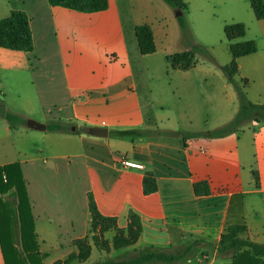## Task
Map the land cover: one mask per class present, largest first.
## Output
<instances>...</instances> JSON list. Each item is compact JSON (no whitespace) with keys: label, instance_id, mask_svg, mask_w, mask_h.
I'll list each match as a JSON object with an SVG mask.
<instances>
[{"label":"crops","instance_id":"1","mask_svg":"<svg viewBox=\"0 0 264 264\" xmlns=\"http://www.w3.org/2000/svg\"><path fill=\"white\" fill-rule=\"evenodd\" d=\"M44 1L34 11L20 10L29 19L33 50L24 53L0 48V97L4 75L29 73L35 60L49 72L44 87L53 98L50 107L42 104V109L69 129L28 128L30 119L6 105L5 115H19L25 124L11 130L5 116L0 118V167L19 166L38 251L43 256L41 264L48 253L40 250L39 241L44 244L51 236L63 261L75 251L72 241L89 235V193L99 213L114 218L118 229L126 230L130 215L139 218L137 241L111 251L110 255L120 257L117 261L150 250L177 258L157 264H232L231 252H220L219 242L227 225L241 223L247 229L244 237L263 245L264 131L257 136L253 130L247 140L228 138L230 135L216 138L221 142L213 146L201 141L211 130L185 135L166 129L165 122L154 117L153 102L142 104L137 92L130 38L119 0H108L107 10L97 13L52 7ZM133 10L131 20H137L129 27L133 41L134 28L149 23L157 49L163 30L145 17L144 11ZM56 73L63 83L62 94L54 90L52 76ZM146 113L151 115L149 120ZM91 128L106 129L107 136L90 135ZM127 129L146 135L128 138L109 134ZM37 146L40 148L35 149ZM124 161L143 168L125 167ZM253 171L259 176L258 187ZM147 174L154 177L157 190L144 195ZM200 181L208 182L209 195H194L193 184ZM12 192L4 198L14 201ZM113 236L114 232L108 231L103 238L110 242ZM96 251L100 257L104 253Z\"/></svg>","mask_w":264,"mask_h":264},{"label":"rangeland","instance_id":"2","mask_svg":"<svg viewBox=\"0 0 264 264\" xmlns=\"http://www.w3.org/2000/svg\"><path fill=\"white\" fill-rule=\"evenodd\" d=\"M44 2L0 0V19L8 17L12 10L34 11ZM183 2L186 9L178 19L176 14L180 12H176L162 0H119L121 19L127 39L130 38L129 51L137 92L142 104L153 102L154 117L164 121L166 129L171 127L185 135L207 130L213 132L214 129L221 128V125L231 122L237 113L239 102L234 82L251 103L264 105V20L255 19L250 8V0H183ZM132 9L134 13L144 11V16L163 30L162 39L161 41L157 39V49L151 55H140L136 49V41H133L134 37L130 32L132 22L137 21L131 20ZM237 22L245 26V36L229 42L225 38L224 27ZM147 25L150 26L149 23ZM244 41H253L257 52L237 60L239 69L234 82H230L222 71V67L231 60L229 45ZM185 50L194 51L195 66L188 71L173 70L165 56ZM32 63L29 73L20 76L14 73L4 75V92L0 99L4 107L6 105L9 110L24 113L30 120L55 123L42 109V104L50 107L53 99L44 87L49 72L37 65L35 60ZM52 77L55 79V92L62 94L63 83L60 76L56 73ZM145 117L149 120L151 115L146 113ZM251 125L254 126L251 122L242 124L228 138L241 137L247 140L254 131L257 136L263 135V120L255 125L254 129ZM201 141L204 145L213 146L221 142L210 135L201 138ZM13 235L14 245L18 246L14 229ZM103 240L105 239L102 237L99 242L101 248H104L101 244ZM39 245L40 250L48 253L43 260L44 264L61 259L62 251L56 249L57 244L51 236H48L44 244L39 241ZM112 250V248L108 251L103 250L104 253L100 257L96 249H93L87 261L90 263L107 259L117 261L120 257L110 255ZM0 264H4L1 253Z\"/></svg>","mask_w":264,"mask_h":264},{"label":"trees","instance_id":"3","mask_svg":"<svg viewBox=\"0 0 264 264\" xmlns=\"http://www.w3.org/2000/svg\"><path fill=\"white\" fill-rule=\"evenodd\" d=\"M176 12H184L186 6L183 0H162ZM52 7H60L81 13H97L107 10L108 0H47ZM250 8L255 19L264 20L263 0H250ZM180 17H178L179 19ZM246 30L242 23L225 25L224 35L227 41L241 39L245 36ZM134 36L140 55L146 56L155 53L153 33L149 25H138L134 28ZM0 48L14 52L29 53L33 50V40L27 15L20 10H13L8 17L0 19ZM230 62L222 67L223 73L230 82L238 72L237 60L257 52L253 41H244L230 44ZM173 70L188 71L196 64L193 50H185L165 56ZM238 96V110L231 122L211 132L209 135L214 138H222L232 134L235 130L247 122L264 121V105L251 103L243 90L234 82ZM5 120L11 130H17L25 124V120L16 114L7 112ZM48 131L69 132L67 126L55 122L46 126ZM77 131V130H76ZM115 137L137 138L146 135L145 132L137 129L113 130L109 133ZM255 186H259V176L256 171L252 173ZM193 193L196 197L210 194V187L207 181H200L193 184ZM157 185L154 177L147 174L143 178V193L149 195L155 193ZM8 191L12 192L14 201L5 199ZM87 209L89 213V235L83 239L73 240L72 246L75 251L63 261H56L54 264H70L71 262H86L93 248L108 251L111 248L116 250L134 244L141 231L139 218L136 215L129 216V223L125 231L117 228L114 218L103 217L95 204L93 196L87 194ZM0 251L4 264H41L43 256L38 251V244L34 233V222L31 216L26 188L22 179L21 171L17 164L0 167ZM13 229L16 234L18 246L14 245ZM113 231L114 236L110 242L103 240V235ZM246 226L241 224L227 225L219 242L220 252H231L232 264H264V244L259 245L246 239ZM177 258L164 255L150 250H142L135 257L123 261L107 259L92 264H157L171 263Z\"/></svg>","mask_w":264,"mask_h":264},{"label":"water","instance_id":"4","mask_svg":"<svg viewBox=\"0 0 264 264\" xmlns=\"http://www.w3.org/2000/svg\"><path fill=\"white\" fill-rule=\"evenodd\" d=\"M181 16V13H177L176 17ZM5 116V107L0 105V118H3ZM27 126L28 128H35L39 131L46 130V126L40 123H37L33 120H27ZM89 134L93 136H99V137H106L107 136V130L102 128H91L89 129Z\"/></svg>","mask_w":264,"mask_h":264},{"label":"built area","instance_id":"5","mask_svg":"<svg viewBox=\"0 0 264 264\" xmlns=\"http://www.w3.org/2000/svg\"><path fill=\"white\" fill-rule=\"evenodd\" d=\"M123 165H124L125 167L134 168V169H139V170L143 168L142 165L137 164V163H133V162H130V161H124V162H123Z\"/></svg>","mask_w":264,"mask_h":264}]
</instances>
